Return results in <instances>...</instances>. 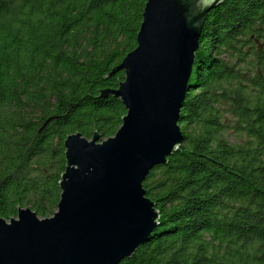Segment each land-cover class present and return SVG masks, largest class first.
Returning a JSON list of instances; mask_svg holds the SVG:
<instances>
[{"label": "trees", "instance_id": "obj_1", "mask_svg": "<svg viewBox=\"0 0 264 264\" xmlns=\"http://www.w3.org/2000/svg\"><path fill=\"white\" fill-rule=\"evenodd\" d=\"M145 2L0 0V218L51 217L67 135L120 127L126 109L99 91L124 80L106 75L136 47ZM178 126L142 182L158 226L119 264H264V0L208 13Z\"/></svg>", "mask_w": 264, "mask_h": 264}, {"label": "water", "instance_id": "obj_2", "mask_svg": "<svg viewBox=\"0 0 264 264\" xmlns=\"http://www.w3.org/2000/svg\"><path fill=\"white\" fill-rule=\"evenodd\" d=\"M223 2L146 0L136 47L106 75L123 71L124 80L99 91L126 109L120 127L102 141L97 132L67 135L57 210L0 218V264H119L147 241L159 212L142 182L181 145L195 52L208 13Z\"/></svg>", "mask_w": 264, "mask_h": 264}, {"label": "rangeland", "instance_id": "obj_3", "mask_svg": "<svg viewBox=\"0 0 264 264\" xmlns=\"http://www.w3.org/2000/svg\"><path fill=\"white\" fill-rule=\"evenodd\" d=\"M257 43H258V42H257ZM230 135H231V134H230ZM87 139H88V138H87ZM230 139H231V140H234V137H233V136H231V137H230Z\"/></svg>", "mask_w": 264, "mask_h": 264}]
</instances>
